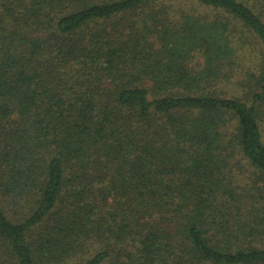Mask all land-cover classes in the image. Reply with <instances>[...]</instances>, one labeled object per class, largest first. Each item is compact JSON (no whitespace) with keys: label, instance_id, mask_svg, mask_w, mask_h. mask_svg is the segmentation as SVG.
Here are the masks:
<instances>
[{"label":"trees","instance_id":"16d2710c","mask_svg":"<svg viewBox=\"0 0 264 264\" xmlns=\"http://www.w3.org/2000/svg\"><path fill=\"white\" fill-rule=\"evenodd\" d=\"M0 264H264V0H0Z\"/></svg>","mask_w":264,"mask_h":264},{"label":"rangeland","instance_id":"374dc122","mask_svg":"<svg viewBox=\"0 0 264 264\" xmlns=\"http://www.w3.org/2000/svg\"><path fill=\"white\" fill-rule=\"evenodd\" d=\"M248 51V52H247ZM247 58L248 60H252L256 59L257 57V53L253 51V49H248L247 48ZM235 168L237 170L236 174L238 177V182L237 183H242L246 186V183L250 182L252 183L253 181H255L256 179V174L254 173V171L250 168V167H243V168H239V166L236 164ZM241 179V180H240Z\"/></svg>","mask_w":264,"mask_h":264}]
</instances>
